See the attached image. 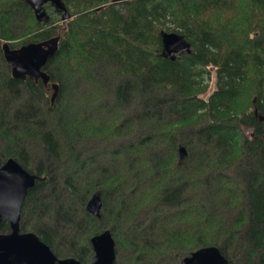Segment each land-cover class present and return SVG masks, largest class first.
<instances>
[{"label":"trees","instance_id":"1","mask_svg":"<svg viewBox=\"0 0 264 264\" xmlns=\"http://www.w3.org/2000/svg\"><path fill=\"white\" fill-rule=\"evenodd\" d=\"M61 1L68 18L47 3L39 20L0 0V164L39 177L20 230L82 263L109 229L114 264H180L210 245L264 264V0ZM161 31L190 52L162 55ZM55 36L46 85L12 77L3 42Z\"/></svg>","mask_w":264,"mask_h":264},{"label":"water","instance_id":"2","mask_svg":"<svg viewBox=\"0 0 264 264\" xmlns=\"http://www.w3.org/2000/svg\"><path fill=\"white\" fill-rule=\"evenodd\" d=\"M34 10L37 19L47 17L44 5L51 3L57 10L64 11L63 18H68L65 5L61 0H26ZM59 36L40 42H29L12 48L3 42V56L10 66L14 78L41 79L46 85L49 74L42 68L58 48ZM163 45L162 55L175 59L176 54L184 49L190 52L189 44L174 31H161ZM54 99L58 84L52 83ZM180 158L185 155V148L179 147ZM37 174L30 173L13 158L0 164V228L7 222L9 231L0 232V264H84L76 258H58L37 234L31 231H20V210ZM102 205L100 192L93 193L86 203V210L99 217ZM93 258L90 264H114L115 240L109 229H104L90 237ZM180 264H228L218 247L214 245L200 247L181 258Z\"/></svg>","mask_w":264,"mask_h":264},{"label":"rangeland","instance_id":"3","mask_svg":"<svg viewBox=\"0 0 264 264\" xmlns=\"http://www.w3.org/2000/svg\"><path fill=\"white\" fill-rule=\"evenodd\" d=\"M214 89V70L212 69L211 70V78L209 79V81H208V90L206 91V93H205V95H208L209 94V92H211L212 90ZM244 131L247 133V134H249V133H251V129L250 128H246V127H244ZM22 232H25V231H22ZM31 232H33V231H31ZM36 234V233H35ZM115 240V239H114ZM93 251V250H92ZM58 258H67V257H59V256H57ZM93 258V257H92ZM121 258H122V261H121V264H124L123 263V258H124V255H123V253H122V255H121ZM115 259L119 262V258H116L115 257ZM91 261H92V259H91ZM91 261H89L88 263H84V264H90V262Z\"/></svg>","mask_w":264,"mask_h":264},{"label":"flooded vegetation","instance_id":"4","mask_svg":"<svg viewBox=\"0 0 264 264\" xmlns=\"http://www.w3.org/2000/svg\"><path fill=\"white\" fill-rule=\"evenodd\" d=\"M8 231H9V230H8ZM8 231H7V232H8ZM20 231H21V230H20ZM0 232H1V231H0ZM3 233H6V232H3Z\"/></svg>","mask_w":264,"mask_h":264}]
</instances>
